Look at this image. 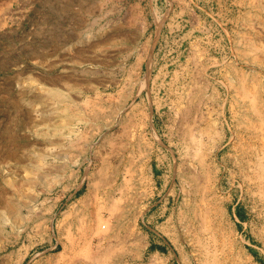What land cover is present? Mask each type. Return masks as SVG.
<instances>
[{"label":"rangeland","instance_id":"1","mask_svg":"<svg viewBox=\"0 0 264 264\" xmlns=\"http://www.w3.org/2000/svg\"><path fill=\"white\" fill-rule=\"evenodd\" d=\"M0 264H264V0H0Z\"/></svg>","mask_w":264,"mask_h":264},{"label":"bare ground","instance_id":"2","mask_svg":"<svg viewBox=\"0 0 264 264\" xmlns=\"http://www.w3.org/2000/svg\"><path fill=\"white\" fill-rule=\"evenodd\" d=\"M71 236V235H70ZM70 238V237H69ZM72 239V238H71ZM73 243V242H72Z\"/></svg>","mask_w":264,"mask_h":264}]
</instances>
